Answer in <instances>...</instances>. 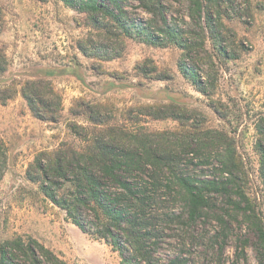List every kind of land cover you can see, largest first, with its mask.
<instances>
[{
  "label": "rangeland",
  "instance_id": "obj_1",
  "mask_svg": "<svg viewBox=\"0 0 264 264\" xmlns=\"http://www.w3.org/2000/svg\"><path fill=\"white\" fill-rule=\"evenodd\" d=\"M98 1L91 14L81 0H0V249L37 241L66 264H121L44 196L33 168L96 132L227 186L192 218L165 167L146 220L156 264H264V0H154L158 15L142 0ZM28 83L55 114L33 113Z\"/></svg>",
  "mask_w": 264,
  "mask_h": 264
},
{
  "label": "trees",
  "instance_id": "obj_2",
  "mask_svg": "<svg viewBox=\"0 0 264 264\" xmlns=\"http://www.w3.org/2000/svg\"><path fill=\"white\" fill-rule=\"evenodd\" d=\"M63 1L74 7L71 0ZM110 1L118 7L117 0ZM142 1L149 11L158 15L154 0ZM81 3L80 9L91 14L104 9L98 0H81ZM111 18L118 21L117 17ZM162 33L169 39L175 37L168 26ZM182 73L196 81L187 70L183 69ZM22 94L37 117L43 113L53 115L57 111L38 83H28ZM92 136L86 139L83 147L69 144L43 154L45 158L38 159L33 168L39 175L44 196L65 211L81 231L105 241L118 252L121 264H156L148 247L152 233L146 220L154 196L163 187L165 167L172 176L168 177V184L175 185L183 193L185 207L192 218L211 207L213 193L228 191L227 186L217 180L179 175L171 168L174 163L170 156H162L159 151L137 149L114 138L107 141L96 132ZM260 147L264 171V147ZM149 160L161 171H153L151 175L147 168ZM221 162L226 170L233 171L232 155L223 156ZM239 195L246 199L242 191ZM257 229L264 238V231L258 225ZM18 252H22L31 264H66L37 241L25 244L22 240L9 241L1 247L0 264H11ZM162 264L186 263L176 258Z\"/></svg>",
  "mask_w": 264,
  "mask_h": 264
}]
</instances>
